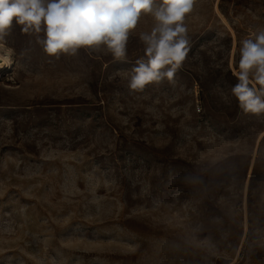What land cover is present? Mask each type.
<instances>
[{
	"label": "rangeland",
	"instance_id": "374dc122",
	"mask_svg": "<svg viewBox=\"0 0 264 264\" xmlns=\"http://www.w3.org/2000/svg\"><path fill=\"white\" fill-rule=\"evenodd\" d=\"M184 24L173 82L136 91L153 15L122 61L103 46L48 55L43 31L13 21L0 75V264H264V113L231 93L264 0H196Z\"/></svg>",
	"mask_w": 264,
	"mask_h": 264
},
{
	"label": "clouds",
	"instance_id": "9594fccd",
	"mask_svg": "<svg viewBox=\"0 0 264 264\" xmlns=\"http://www.w3.org/2000/svg\"><path fill=\"white\" fill-rule=\"evenodd\" d=\"M195 3L161 0L157 6L156 0H0V48L15 20L25 34L44 32L45 38L37 36V41L48 55H76L82 47L98 51L103 46L105 54L122 61L129 33L142 14H151L156 25L150 33L140 34L144 56L132 67L128 84L131 90L142 91L165 78L173 82L189 51L184 20ZM239 54L232 73L238 82L231 93L245 113H264V30L242 40Z\"/></svg>",
	"mask_w": 264,
	"mask_h": 264
},
{
	"label": "bare ground",
	"instance_id": "6f19581e",
	"mask_svg": "<svg viewBox=\"0 0 264 264\" xmlns=\"http://www.w3.org/2000/svg\"><path fill=\"white\" fill-rule=\"evenodd\" d=\"M11 63L10 54L7 49L0 48V75L9 68ZM9 70V69H8Z\"/></svg>",
	"mask_w": 264,
	"mask_h": 264
}]
</instances>
